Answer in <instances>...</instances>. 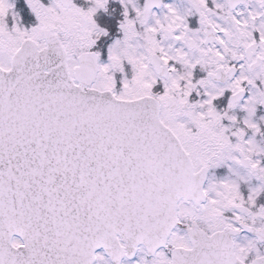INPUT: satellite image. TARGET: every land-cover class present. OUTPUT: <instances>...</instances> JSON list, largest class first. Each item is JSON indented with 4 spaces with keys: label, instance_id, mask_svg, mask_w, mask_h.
I'll use <instances>...</instances> for the list:
<instances>
[{
    "label": "snow or ice",
    "instance_id": "1",
    "mask_svg": "<svg viewBox=\"0 0 264 264\" xmlns=\"http://www.w3.org/2000/svg\"><path fill=\"white\" fill-rule=\"evenodd\" d=\"M26 3L0 0V264H264V0H120L106 62L108 0Z\"/></svg>",
    "mask_w": 264,
    "mask_h": 264
},
{
    "label": "flooded vegetation",
    "instance_id": "2",
    "mask_svg": "<svg viewBox=\"0 0 264 264\" xmlns=\"http://www.w3.org/2000/svg\"><path fill=\"white\" fill-rule=\"evenodd\" d=\"M21 1H23L24 4H27L26 0H21ZM13 2H16V0H13ZM44 2L47 3V0H44ZM166 2H168V0H166ZM138 3L143 4V0H138ZM176 3L181 8L186 6V0H176ZM29 11L31 12L30 8H29ZM122 11L123 10H122L121 5H120V0H108L107 11L101 10L102 14L109 20V23H110V26L107 29L108 32L115 30L117 33H119V26H118L117 20H118L119 15H122ZM154 11H156L157 14L160 13V9L154 8ZM31 15H32V17L30 16V24H29L30 27L33 26L37 22L34 14L32 12H31ZM31 18L33 19V21H31ZM188 21H189V25L191 27H197L198 26V17L197 16L193 15L191 17H188ZM16 22L20 26V20L18 19ZM7 23L9 25V28H11L13 20L11 19L10 14L7 17ZM197 75H198L197 77H199L200 75H202V73H200L197 70ZM225 171L226 170L222 169V168L213 170L214 174L217 176L223 175L225 173ZM243 190L246 192V189H243ZM260 202H264V197H261ZM100 252H102V251H100ZM133 259H135V257Z\"/></svg>",
    "mask_w": 264,
    "mask_h": 264
},
{
    "label": "rangeland",
    "instance_id": "3",
    "mask_svg": "<svg viewBox=\"0 0 264 264\" xmlns=\"http://www.w3.org/2000/svg\"><path fill=\"white\" fill-rule=\"evenodd\" d=\"M77 1H78V0H75V3H77ZM10 2L13 4V9H12V11H13L14 13L17 14L18 19L22 18V17L25 15L24 12L27 11V6H26V4H24V2L21 1V0H16V2H13V0H11ZM77 4H78V3H77ZM78 5H79V6H82L81 4H78ZM10 17H11V19L13 20V17H12V15H11V13H10ZM106 59H107V52H106V56H105L103 59L101 58V62H106ZM127 71L130 72V74H128L129 77H130V75H131L130 67H127ZM115 75H116V74H115ZM122 78H123V77H120V76L117 74L116 79H117V85H118V86H119V81H120ZM193 96H195V95H193ZM241 115H243V114H241ZM256 116H257V118H258L259 116H264V106H258V107H257V113H256ZM256 139H257L258 142H260V143H264V139H263L262 137L257 136Z\"/></svg>",
    "mask_w": 264,
    "mask_h": 264
}]
</instances>
